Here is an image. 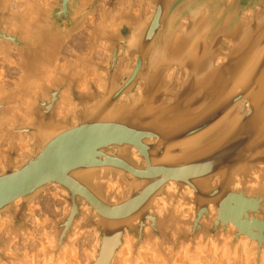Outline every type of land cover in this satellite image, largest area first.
<instances>
[{"label":"water","instance_id":"95a60500","mask_svg":"<svg viewBox=\"0 0 264 264\" xmlns=\"http://www.w3.org/2000/svg\"><path fill=\"white\" fill-rule=\"evenodd\" d=\"M32 1L18 0L29 8ZM122 1L52 0L37 28L22 34L7 26L33 18L29 10L11 14L0 0V55L7 59L16 49L24 72L18 87L0 96V139L11 140L0 168V222L8 220L0 230V259L7 260L14 239L29 229L28 207L54 186L67 194V202L63 216L53 220V246L46 249L53 264L64 262L75 236L86 230L98 237L88 264H111L128 242L133 259L140 248L157 242L155 251L172 264L169 248L178 252L188 246L193 258L196 247L209 241L232 256L245 243V250L256 254L255 264H263L264 24H258V15L264 0H151L149 10L145 0L132 20L140 25L130 50V28L124 23L112 32L107 64L84 60L89 71L103 72L104 92L95 81L82 91V79L73 76L71 66L57 72L52 85H39L44 68L54 66L62 44L100 2L107 11L103 21L133 14L135 0L127 11ZM208 7L196 26L198 51L208 47L207 56L213 50L226 58L207 72V77L215 72L208 87L196 84L192 72L185 77V66L176 59L148 71L153 47L183 21L180 34L190 33L198 10ZM245 14L248 39L243 29L234 34ZM233 35L238 38L231 45L225 40ZM126 56V73L115 88L117 65ZM131 92L141 95L132 98ZM70 107L69 114L59 116L60 108ZM160 114L169 118L160 122ZM166 126H176L177 132L151 145L150 138L163 136ZM18 141L29 150L21 154ZM132 148L141 159L133 157ZM170 182L193 196H167ZM157 199L171 204L169 213L159 215ZM179 203L191 207L190 218L173 216Z\"/></svg>","mask_w":264,"mask_h":264},{"label":"rangeland","instance_id":"374dc122","mask_svg":"<svg viewBox=\"0 0 264 264\" xmlns=\"http://www.w3.org/2000/svg\"><path fill=\"white\" fill-rule=\"evenodd\" d=\"M85 1L90 2L91 0H85ZM51 2L52 0H44V4H45L44 6L46 7V9L50 7ZM100 10H102V7L99 8L97 14L91 15L87 19L80 32L74 34L75 36L73 35L72 37L68 38L65 41L64 47L60 50V54L56 57V60L54 61V66L45 67L44 68L45 72L43 71V74L39 75V79H38L39 85L41 84L52 85L53 81H55V79L59 77L57 72H67L69 66L73 68L72 70L73 76L81 77L82 80L80 85L82 91H86L87 82L102 81L101 77L104 74L93 70L89 71L86 63H84V60L86 58H90V56L92 55L95 61L98 60L99 62L104 64H107L109 62L108 61L109 51L105 47L94 46L96 45V42L94 41L95 39L93 38L94 37L93 33H91L94 30V25H93L94 22H99L100 20V16H99ZM80 43L82 44V46ZM101 53L103 55L105 53L104 57L102 56ZM9 58L10 59L8 58L6 59L4 56L0 55V77H1L0 96L2 95V91L4 89L11 90L17 88L18 83L22 81V77L24 75L23 69L20 65L21 56L18 54L16 49L11 51ZM39 90L41 91L40 88L38 89V91ZM71 110L72 107L68 108L66 111H63V109L60 108L58 110V114L60 117H63L69 114ZM14 113L21 114L19 110H15ZM26 123H29L28 119L26 120ZM10 146H11V140L0 139V168L4 165L6 161L5 151H7L10 148ZM17 146L21 154L29 150V146L25 142L18 141ZM115 187L116 186L113 183L108 184L109 190H114ZM55 190L57 189H52V191L50 192L52 194L42 193L41 196L43 197L39 196L34 201V203L31 204V206L28 209L30 213V217L28 219V227H29V229L27 230L28 233L22 232L20 234L21 237L19 236L16 239H14L12 243V250L10 252L11 256H16V257L26 256L29 262L31 261L30 263L32 264H36L37 261L39 264H49L51 259L45 258L46 256L44 254H46L47 248H52L53 246V241H54L52 235L53 220H56L63 216L64 208L66 206V202H64L59 196L53 194ZM170 206L171 204L165 202L164 207L167 208ZM181 208H183L185 211V215H183V219L190 218V214L192 213L191 207L187 206L184 203L181 204L179 203L176 206V209H181ZM164 213L165 211L163 209L161 215H163ZM84 232L85 231H83L82 233H78L76 235V237L74 238V246L67 250L65 255V260L60 264H87L88 257L94 256L95 248L98 242L97 241L98 237L96 236V233L92 231L90 232L86 230V232L85 233ZM28 237L30 240L28 239ZM76 240L77 242H75ZM30 244H32L31 247ZM154 246L156 247L157 245ZM154 246L149 245L140 248L138 255L133 259L131 252V245L130 242H128L125 245L123 253L117 255L118 259L116 258V260H114L113 263L114 264L115 263L116 264H164V263L167 264L163 256L159 255L155 251ZM226 250H227L226 248L224 249L222 248L221 251H217L216 245L213 242L209 241L205 247L200 248L199 253L201 255V258L198 256L199 262H201V264H255L256 254L249 253L248 251H246L245 245L243 244L238 247V252L235 253L233 256L229 255ZM46 259L48 261H46ZM173 264H193V263L191 262V257L187 252V250L182 249L180 250V252H177L174 255Z\"/></svg>","mask_w":264,"mask_h":264},{"label":"bare ground","instance_id":"6f19581e","mask_svg":"<svg viewBox=\"0 0 264 264\" xmlns=\"http://www.w3.org/2000/svg\"><path fill=\"white\" fill-rule=\"evenodd\" d=\"M143 1H145V0H135V2L132 3V4H134V9L132 8L134 15L133 14H129L127 16H124V18L121 19L120 21L117 20L116 18H108L107 20L103 21V14L106 13L107 11H106V8H104V3H101L100 2L98 4L96 10L86 18V21H87V19L91 15L97 14L99 8L102 7V10H100V12H99V16H100L99 22H94V24L91 22L94 25V30L91 32V33H93V36H94L93 38L95 39L94 41L96 42V45H94V46H101V47H105V48L109 47V45H110L109 43L112 41V38H113V33L112 32H114L119 27H122V24L125 23L130 28V31H129V34H128V37H127V38H129L128 39L129 40L128 42H129V50H130V48L135 44V40H136V34L134 33V30H135L136 27H138L140 25L139 22H138V25H136V23L132 24V20H134L135 18H133V17L136 16V14H138V6H140V4L143 3ZM149 4H151V0H148L147 1V8L146 9H148V7L151 6ZM44 5H45L44 4V0H33L32 3L29 5L30 8L27 7V6H25L24 3L18 2V0H5V8L9 9L11 11L10 12L11 14H15V15L18 14V13L21 14L22 12H25L26 9H28L29 10L30 17H33V18H28V20L27 19L21 20V22L20 21H16V20L14 21L13 20L12 24L10 26H7V28H9V29H11L13 31H17L18 30L22 34L29 33L30 31L36 29L37 26L40 23V19L42 18L43 11L46 10V7ZM130 6H132L131 5V0H124V1H122V8H124L123 11H127V9H129ZM120 9L121 8H119L118 11H122V9L121 10ZM209 11H210V8L209 7L205 11H203L202 9H199L198 10V15H197L198 17L196 16V20H194L193 21L194 23L191 24V27H195V29L192 28L190 30L191 32L188 33L187 35L184 34V33H181L180 34V31H182L181 29H183L185 27L184 24H183V22H185V21H183L179 25L180 28L177 29L176 31H174L175 33H173L172 35H170L168 37H164L165 39H164V41L162 42L161 45H157L156 47H153L151 53H149V55H148V58H149L148 71L152 67H154V65H159L160 63H162L165 60H168V59H170V60H173L174 59L175 60L176 59L178 62H180L181 65L185 66V70H184L185 77H186L187 73L189 74L190 72H192L193 75H194V77L197 76L196 77L197 79H195V81H196L195 83L196 84H198L197 82H200L201 84L204 85V87H208V85L211 83L212 79L214 80V73L215 72H212V75H210L209 77H207L208 76V73L207 72L208 71H211V70L213 71L214 69H216L215 66L218 65V64H216L215 62H217V63H224L225 60H226L225 56H220V54L218 56L217 55L215 56V51H213V50L211 51V55L210 56H207V48L208 47H205L204 50L201 51V52L198 51V49H199V42H198L199 35L196 32V31H198V29H197L196 26H199L200 24L203 23L204 17L206 15V13L208 14ZM118 14H120V13H116V15H118ZM126 14H128V12H126ZM258 16H260L259 17L260 19H259V23L258 24L262 26L264 24V23H262V21L264 20V10H262L261 13ZM120 17H123V16H120ZM136 19L137 20H139V19L141 20L142 18L139 17V19H138V17H137ZM248 20H249V18L245 14V17H243L242 22H240V24L236 27V29L234 31V34L235 35H237L243 29L244 31H243V34L242 35L245 34L247 37L246 36H244V37L246 39L249 38V34H246L249 31L248 24H247L248 23L247 22ZM85 22H84V24H85ZM246 24H247V28H246ZM82 28H83V26H82ZM82 28L80 27V29L77 32H75L74 34L80 32L82 30ZM74 34H72L71 37ZM235 35L226 38L225 41L231 43V45H232L233 43H235L236 38H238ZM67 44H69V43H67ZM75 45H76V43H75ZM81 46H82V44H81ZM63 47H64V45L62 44L61 49ZM104 55H105V53H104ZM104 55L102 54L103 57H104ZM92 56H90V59H92L95 63H99V64L101 63L98 60L95 61V59ZM108 56H109L108 61H110L111 54L109 53ZM8 59H10V58L8 57ZM134 59L136 61L137 58H134ZM215 59H216V61H215ZM127 67H128V56L122 58L120 60L119 64L117 65V69L115 71V76H116V78H115V81H116L115 88L117 87V84L120 81L118 76L120 74H122V73H126ZM93 71H96V70L93 69ZM100 73H103V72H100ZM172 73L173 72H171L168 77H170ZM148 75H149V73H147V75H145V78ZM211 76H212V78H211ZM32 79H33V81H31V83L29 84L30 91L31 92H32V89L34 87H36V81H35L36 78H32ZM101 79H102V77H101ZM3 83H4V80H3ZM96 83H97V86L99 88V91L102 90V92H104V89H105L104 84L106 86V83H104L103 79H102V81H97ZM146 87H147V89L149 88L148 86H146ZM129 89H131V87ZM131 94L133 95V96H131L132 98L133 97H137L138 98L141 95V94H139V95L136 96L137 93H132V92H131ZM159 118H160V122H163V121L167 120V118H169V117H164V115H161L160 114L159 115ZM221 121H222V119H221ZM164 128L166 130L163 131V136L160 135V134H157L155 136V138H150V144L151 145H154L155 144L157 146V141H161V142L167 141V137L170 139V136H172L173 133H176L177 132L176 126H174V127L166 126ZM131 151L134 154L133 157L136 158V160L141 159L140 153H138L135 148H132ZM171 155L172 154L169 153L168 156H171ZM143 163L145 164V161ZM52 189H56V188L54 186H50V188H49L48 191H46V192L45 191H42L39 194V196L40 197H43V196H41L42 193L43 194L44 193H50L52 191ZM185 189H183L182 191L181 190L179 191L178 186L175 185V182H170V184H168L167 187H166V190H167L166 193H167V196H170V197L175 196V197L178 198V196H180L182 193H184V190ZM50 194H52V193H50ZM53 194L59 196L64 202H67L66 199H65V197H66L67 194L65 192H62V191L60 192L58 190H55V192H53ZM184 194L186 196H188V197L189 196H193V191L188 189L187 193H184ZM159 200H162V201H159ZM34 201H33V203H34ZM19 202L20 201H18L17 203H19ZM165 202L166 201L163 200V199H157V201H156V204H157V212L159 213V215L162 214V210L163 209L165 211V214L170 210V207H167V208L164 207ZM29 207H28V209H29ZM173 213H174L173 214L174 217H181V218H183V215H185V211H184L183 208L176 209V207H175V208H173ZM175 219H177V218H175ZM6 222H8V220H3V221L0 222V230L3 228L4 224H6ZM27 224H28V222H27ZM87 231H90V232L92 231V232L95 233L94 230H87ZM82 232L83 231H81L79 233H82ZM28 239H29V237H28ZM75 242H77V240ZM31 245L32 244H30V247H31ZM154 245H157V242H155ZM124 248H125V246L122 248V250H121V252L119 254L123 253ZM182 249H186L187 252H189V247L188 246L185 247V248L179 249L178 252H180V250H182ZM11 250H12V245L10 246L9 250L6 251V253H5L6 254V257H7V260L6 261H2L0 259V264L1 263H4V264H17V263H20V264H32V263H30L31 261L29 262V260H28V258L26 256L25 257H22V256H19V257L11 256V253H10ZM169 250L170 251L168 252V254H169L170 258H174V255L176 254L175 252H177V251H173V248L172 247L169 248ZM199 251H200V247L198 246V247H196V253L198 252V256L201 258V255H200ZM217 251H221V249L220 250H217ZM237 252H238V248L236 250V253ZM119 254H117V255H119ZM44 255L46 256V254H44ZM117 255L112 260V263L111 264H114L113 262H114V260H116ZM198 256L197 257L194 256L193 258H191V262L193 264H201V262H199V257ZM91 257H93V256H91ZM91 257H88V261H89V258H91ZM45 258H47V257H45ZM47 259H50V258H47ZM47 259H46V261H48ZM88 261H87V264H88ZM36 264H39L38 261L36 262ZM49 264H53V262L50 261ZM167 264H170V263H167ZM172 264H173V261H172Z\"/></svg>","mask_w":264,"mask_h":264}]
</instances>
